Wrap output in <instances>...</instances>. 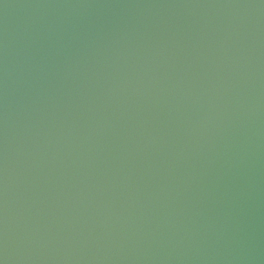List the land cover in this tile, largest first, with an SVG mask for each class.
I'll list each match as a JSON object with an SVG mask.
<instances>
[{
    "label": "water",
    "instance_id": "95a60500",
    "mask_svg": "<svg viewBox=\"0 0 264 264\" xmlns=\"http://www.w3.org/2000/svg\"><path fill=\"white\" fill-rule=\"evenodd\" d=\"M0 264H264V0H0Z\"/></svg>",
    "mask_w": 264,
    "mask_h": 264
}]
</instances>
